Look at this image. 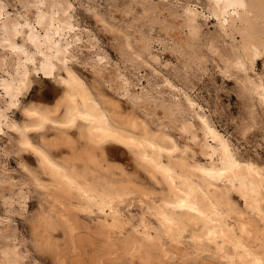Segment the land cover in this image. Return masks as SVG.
Masks as SVG:
<instances>
[{
  "label": "bare ground",
  "instance_id": "1",
  "mask_svg": "<svg viewBox=\"0 0 264 264\" xmlns=\"http://www.w3.org/2000/svg\"><path fill=\"white\" fill-rule=\"evenodd\" d=\"M177 2L172 5L173 21L163 9L155 7L153 12L163 15L166 27L186 30V36L182 37L181 31L179 36L167 31L168 41H154L162 50L192 46L201 29V17L213 16L228 44L222 67L238 74L244 92L264 109V71L257 68L260 60L264 63V0ZM14 6L16 13L8 11L0 0V94L18 105L30 74L39 70L54 74L61 85L52 100L42 96L26 100L21 121L0 105V132L16 133L19 149L29 152L51 177L49 186L54 189L48 188V194L63 205L59 215L51 213L46 218L48 227L60 221L77 249L92 238L80 234L83 224L76 211L96 213L98 233L107 239L96 264H105L106 256L126 254L135 258L144 247L151 252L159 250L166 257L198 258L209 252L225 264H264V163L242 156L189 90L163 73L164 82L173 90L176 108L188 107L201 130V134L197 129L187 130L197 148L188 143L183 147L164 116L150 110L162 106L167 115L172 113L141 82L145 77L139 75L141 70L134 67L141 83L134 82L132 75L114 64L116 92L140 107L147 118L126 116L119 99L107 98L71 64L76 57L72 45L84 41L72 21L70 0H15ZM144 38L140 51L134 52L141 57L146 51L153 63L145 61L154 72L162 73L156 66L162 63L159 53L151 49L149 36ZM127 43L131 45L130 37ZM85 45L93 47V43ZM10 54L13 61L8 60ZM94 54L95 71L105 76L104 55ZM150 121L159 129L152 128ZM193 123L188 122L187 127ZM49 128L66 134L77 128L85 150L94 156L112 146L124 148L163 185V191L155 197L146 192L139 200L144 211L136 218L122 208L131 191L89 164L80 166L63 155L55 141L44 139ZM1 150L6 153L4 147ZM190 151L193 156L189 159ZM196 153L205 160L195 158ZM21 203L25 207L24 200ZM52 211L57 210L52 207ZM129 225L131 232L126 233ZM187 231L190 234L185 240ZM2 235L7 241L0 242V264H28V253L19 247L17 234L0 230V238ZM42 235L37 232V243L47 245L48 239ZM184 240L189 247L181 246ZM130 262L136 264L132 259Z\"/></svg>",
  "mask_w": 264,
  "mask_h": 264
},
{
  "label": "rangeland",
  "instance_id": "2",
  "mask_svg": "<svg viewBox=\"0 0 264 264\" xmlns=\"http://www.w3.org/2000/svg\"><path fill=\"white\" fill-rule=\"evenodd\" d=\"M3 1L7 4L8 11L16 13L15 0ZM70 1L72 21L76 23L77 31L84 41L72 45L76 57L71 64L107 98L119 99L121 110L126 116L147 118L140 107L116 92L118 82L114 78V64L120 66L121 71L132 75L134 82H140L136 76L138 74L134 73L141 70L139 75H145L141 82L152 91L158 102L165 103L172 113L167 115L162 106L156 109L150 107V110L164 116L169 130L183 147L188 143L197 148L187 130L197 129L200 134L201 130L188 107L183 105L180 110L176 108L173 90L164 82L163 73L178 86L189 90L215 125L236 145L242 156L264 163V109L244 92L238 74L227 72L222 67V57L228 44L213 16L207 19L201 17L199 23L201 29L192 46L185 45L177 51L170 48L162 50L159 42L154 40L168 41L170 35L167 31L179 36L181 29L166 27L167 20L153 10L163 9L168 19L173 21L172 5H176L177 0ZM199 8L202 9L200 5ZM205 13L209 14L208 11ZM180 35L186 36V30L183 29ZM147 36L152 42L151 49L158 52L161 57L162 63L156 66L162 73L154 72L145 61L153 63L147 59L146 51L141 53V57L134 52L135 49L140 51L142 39ZM127 37L131 38V45H128ZM18 39H21L20 36ZM90 43H93V47L88 48L85 44ZM95 51L104 55L102 63L106 64L102 67L106 72L105 76H100L95 71L96 62L93 58ZM8 60H14L12 54L8 56ZM134 67L137 68L136 71ZM257 68L264 71L262 60L259 61ZM60 86L54 74L39 70L30 74L29 83L21 94L18 105L6 100L1 94L0 105L12 118L21 121L24 118L22 106L26 100L38 99L41 96L52 100V94ZM192 121L194 126L187 127L188 122ZM149 123L152 128L159 129L157 123L152 121ZM5 131L0 132L1 232L13 231L17 234L19 247L28 253V264H96L97 255L107 245L106 237L98 233L96 213L76 211L83 224L80 234L92 238L77 249L71 244L69 235L60 221L56 226L48 227L45 222L49 214L59 215L63 210V205L55 202L52 195L48 194V188L54 189V186H49L52 179L29 152L19 149L16 133L12 130ZM44 139L48 142L55 141L53 144L56 148L80 166L89 164L91 169L99 170L110 180L125 185L131 192L122 203V208L126 212L130 210L136 218L144 211L139 200L145 193L152 192L155 197L163 191V185L153 179L145 167L122 147L112 146L104 154L97 152L95 156L91 155L85 150L84 140L77 128L67 134L49 128L45 131ZM1 146L4 147L5 154ZM188 155L190 159L193 152L190 151ZM194 156L201 161L205 160L199 153ZM23 200L25 207L21 203ZM74 201L76 202V199ZM54 203L56 206H53ZM52 207L57 211H52ZM38 231L42 232L43 238L48 239L47 245L37 243ZM130 232L131 225L126 233ZM189 234V231L185 233V240ZM117 237L121 238L119 235ZM185 240L181 245L183 248L189 247ZM6 241L2 235L0 242ZM150 252L144 247L141 254L135 258L126 254H120L118 257L106 256L105 264H131V259L136 264L144 261H147V264H225L209 252L198 258L166 257L162 256L159 250ZM139 255H142L141 259L138 258Z\"/></svg>",
  "mask_w": 264,
  "mask_h": 264
}]
</instances>
